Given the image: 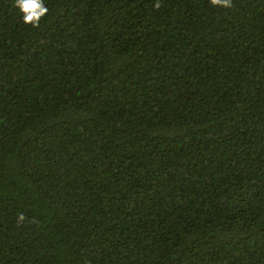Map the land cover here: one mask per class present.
Here are the masks:
<instances>
[{
  "label": "trees",
  "instance_id": "obj_1",
  "mask_svg": "<svg viewBox=\"0 0 264 264\" xmlns=\"http://www.w3.org/2000/svg\"><path fill=\"white\" fill-rule=\"evenodd\" d=\"M44 3L0 0V264H264V0Z\"/></svg>",
  "mask_w": 264,
  "mask_h": 264
},
{
  "label": "clouds",
  "instance_id": "obj_2",
  "mask_svg": "<svg viewBox=\"0 0 264 264\" xmlns=\"http://www.w3.org/2000/svg\"><path fill=\"white\" fill-rule=\"evenodd\" d=\"M210 3L223 8L232 6V0H210ZM15 7L20 10L23 22L33 27H38L40 20L48 13L44 0H15Z\"/></svg>",
  "mask_w": 264,
  "mask_h": 264
}]
</instances>
